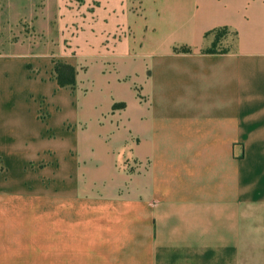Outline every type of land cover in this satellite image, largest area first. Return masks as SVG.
<instances>
[{
	"label": "crops",
	"instance_id": "1",
	"mask_svg": "<svg viewBox=\"0 0 264 264\" xmlns=\"http://www.w3.org/2000/svg\"><path fill=\"white\" fill-rule=\"evenodd\" d=\"M0 264H264V0H0Z\"/></svg>",
	"mask_w": 264,
	"mask_h": 264
},
{
	"label": "trees",
	"instance_id": "2",
	"mask_svg": "<svg viewBox=\"0 0 264 264\" xmlns=\"http://www.w3.org/2000/svg\"><path fill=\"white\" fill-rule=\"evenodd\" d=\"M213 32H215L216 34L215 41L213 45L210 48L206 49L204 52L206 54H219L227 52V50L222 49L219 46L221 45V41L228 34V30L226 28H222ZM176 51L182 53H190L192 50L189 47L183 46L180 48H176ZM54 72L56 80L60 87L75 88L77 84V71L73 66L64 62H58L54 67Z\"/></svg>",
	"mask_w": 264,
	"mask_h": 264
},
{
	"label": "rangeland",
	"instance_id": "3",
	"mask_svg": "<svg viewBox=\"0 0 264 264\" xmlns=\"http://www.w3.org/2000/svg\"><path fill=\"white\" fill-rule=\"evenodd\" d=\"M54 186H55V183L52 182L50 187L53 189Z\"/></svg>",
	"mask_w": 264,
	"mask_h": 264
}]
</instances>
